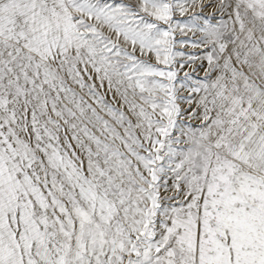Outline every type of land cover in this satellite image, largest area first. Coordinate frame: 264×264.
I'll list each match as a JSON object with an SVG mask.
<instances>
[{
	"label": "snow or ice",
	"instance_id": "1",
	"mask_svg": "<svg viewBox=\"0 0 264 264\" xmlns=\"http://www.w3.org/2000/svg\"><path fill=\"white\" fill-rule=\"evenodd\" d=\"M0 264H264V0H0Z\"/></svg>",
	"mask_w": 264,
	"mask_h": 264
}]
</instances>
